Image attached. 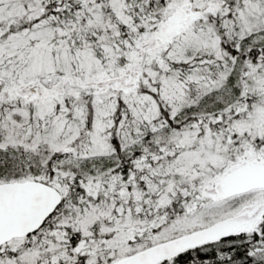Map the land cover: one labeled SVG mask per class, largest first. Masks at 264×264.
<instances>
[{
	"label": "snow or ice",
	"instance_id": "1",
	"mask_svg": "<svg viewBox=\"0 0 264 264\" xmlns=\"http://www.w3.org/2000/svg\"><path fill=\"white\" fill-rule=\"evenodd\" d=\"M0 264H264V0H0Z\"/></svg>",
	"mask_w": 264,
	"mask_h": 264
}]
</instances>
